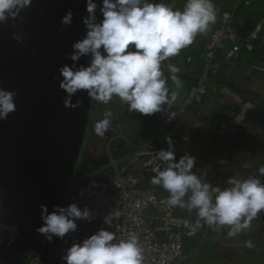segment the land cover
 Returning <instances> with one entry per match:
<instances>
[{"label":"clouds","instance_id":"9594fccd","mask_svg":"<svg viewBox=\"0 0 264 264\" xmlns=\"http://www.w3.org/2000/svg\"><path fill=\"white\" fill-rule=\"evenodd\" d=\"M86 15L82 17L85 34L72 43L67 54L71 64L59 67L56 79L66 95V108H77L81 99L73 103L78 92L108 105L114 97L126 105L129 113L142 116L164 114L177 100L178 92L168 87L163 62L179 56L189 48L197 36L206 34L217 21L218 9L213 0H185L183 10L171 3L154 0H84ZM32 0H0V24L23 20L20 13L31 7ZM73 24L69 10L61 18V25ZM63 27L60 29L63 30ZM87 58L86 63H79ZM167 71L176 89L183 87L177 73L180 68L168 63ZM62 77V79L60 78ZM16 92L0 88V120H6L16 111ZM167 106V107H166ZM113 112L105 110L103 119L94 122V134L103 139L112 130ZM171 121L166 117V121ZM167 148H160L152 160L150 183L168 192L164 203L169 209H186L195 212L196 219L182 221L188 235H195L205 225L213 231L227 230L228 237H237L248 230L251 222L264 212V166L258 176L229 177L228 187L214 186L207 175H197L196 157L185 152L177 156L171 136ZM221 164L227 161L220 159ZM245 167H250L246 164ZM43 223L35 231L47 241L64 240L79 230L78 221L91 223L96 214L87 205L77 203L66 206L39 205ZM119 211L103 216V223L91 235L62 249V264H144V250L138 236L132 232L117 239L111 231ZM245 247L253 248L251 241Z\"/></svg>","mask_w":264,"mask_h":264},{"label":"crops","instance_id":"0c3cea01","mask_svg":"<svg viewBox=\"0 0 264 264\" xmlns=\"http://www.w3.org/2000/svg\"><path fill=\"white\" fill-rule=\"evenodd\" d=\"M160 2V0H154ZM174 8L183 10L185 0H163ZM218 9L217 21L209 31L197 36L193 45L182 50L181 54L163 62L165 76L169 77L170 92H178L177 100L167 108L178 110L177 120L164 122V114L142 116L129 113L126 105L122 106L119 98L103 105L90 99L87 120L80 152L89 168L101 167L107 162L104 147L108 139L119 152L121 160L125 154L147 140L161 148H167V138L174 140L177 156L188 152L195 156L197 175H207V180L214 186L228 187L229 177L246 178L248 175L258 176V169L264 166V72L253 68L254 64L264 66V25L257 38H249L255 23L264 16V0H252L248 6L235 9L233 0H213ZM222 15H229L236 38L248 40L252 44L250 51L242 50L236 59H225L223 51H217L214 61L217 64L215 73L206 71L202 60L203 53L209 45L210 34L219 28ZM227 41L225 46H230ZM188 57L190 59L188 60ZM168 63L180 68L177 73L183 85L176 89L166 69ZM203 82L206 95L201 103L187 102V91L190 86ZM167 107V106H166ZM113 112L112 130L103 139L93 131L94 122L103 119V112ZM220 159L227 161L221 164ZM248 164L250 167H245ZM148 174L143 177L146 184L152 185ZM264 180V177H260ZM0 204V247L7 235H12L21 225L19 219L11 227L14 219L7 218L6 211L11 207V198ZM9 208V209H8ZM20 217V216H19ZM176 218L181 225L184 240L185 263L191 264H264V212L251 222L248 230L237 237H228L227 230L213 231L206 225L195 235H188L183 227L185 219L195 221L196 214H189L186 209L178 208ZM251 241L253 248L245 247ZM42 241L35 248L40 247ZM29 257V256H28ZM26 257V258H28ZM25 260L22 261V264Z\"/></svg>","mask_w":264,"mask_h":264},{"label":"built area","instance_id":"2783aa9c","mask_svg":"<svg viewBox=\"0 0 264 264\" xmlns=\"http://www.w3.org/2000/svg\"><path fill=\"white\" fill-rule=\"evenodd\" d=\"M233 2L236 9L250 5L252 0ZM231 19L229 15H222L219 28L210 34L208 48L202 55L206 71L215 73L217 64L214 55L217 51H223L225 59L233 60L239 57L242 50L252 49L250 41H239L236 38ZM263 25L264 16L255 23L249 38H257ZM227 41L231 42L228 47L225 46ZM253 68L264 72L263 65L254 64ZM206 92L203 82L190 86L187 102L201 103ZM184 110V107H180L178 110L167 111L164 122L166 117L171 121L165 123L176 121L178 114ZM160 148L152 140H147L125 154L121 160L119 157L111 158L108 165L113 167V174L104 171L106 166L96 167L71 185L61 206L73 202L81 208L87 205L94 211L96 218L91 223L78 221L79 230L69 234L64 240L54 238L49 242L43 237L40 247L23 264H62V249L91 235L100 227H108L102 218L110 211L120 212L119 218L113 220L110 230L115 232L117 239L134 232L144 250V264H191L185 263L183 232L176 218L178 208L167 207L164 201L169 194L163 188L143 185V177L153 174V165L148 162ZM0 264H3L1 260Z\"/></svg>","mask_w":264,"mask_h":264},{"label":"rangeland","instance_id":"374dc122","mask_svg":"<svg viewBox=\"0 0 264 264\" xmlns=\"http://www.w3.org/2000/svg\"><path fill=\"white\" fill-rule=\"evenodd\" d=\"M76 1L84 3V0ZM20 16L23 17L22 21L17 19L0 24V88L16 92V111L10 113L6 120H0V204L5 201L9 204L6 197L10 194L13 177H19L18 181L29 179L27 166L40 164L47 157L45 142H50L53 132L51 125H45L44 118L37 117L32 106L29 107L33 102L30 94L37 97V89L40 88L29 89L28 83L38 72L48 70L55 60L62 59L66 51L62 38L65 27L56 18V11L48 0H32L31 7L22 10ZM60 50L61 53L56 56ZM21 129L23 132H20ZM40 146L45 153H37ZM104 152L107 157L104 171L113 174L114 169L108 164L119 152L114 151L110 139L105 144ZM23 165L26 171L20 172ZM88 166L82 150H79L69 187L87 175L90 171ZM143 185L150 186L145 181ZM16 220L12 221L11 227Z\"/></svg>","mask_w":264,"mask_h":264},{"label":"water","instance_id":"95a60500","mask_svg":"<svg viewBox=\"0 0 264 264\" xmlns=\"http://www.w3.org/2000/svg\"><path fill=\"white\" fill-rule=\"evenodd\" d=\"M48 1L53 5L56 18L60 22L66 12L71 10L73 24L65 27V33H63L62 38L66 45L65 56L60 60H55L45 72H38V75H35L28 83L29 89L36 86L40 88L37 89V97H34L33 93L30 94L33 102L29 107L32 106L37 117L44 118L45 125H51L50 130L53 134L50 142L48 140V143L45 142V147H47L45 161L35 166L40 171L33 177L29 176L26 181L24 179L19 181L31 187L26 199L22 200V196L20 198L14 195L11 186L9 187L10 194L7 197L13 202H10L9 207L11 208L6 211L7 218H20L19 221L25 223L28 228L27 231L15 230L12 235H7L3 239L0 247V260L3 264H22V261L34 252L42 241L44 236L35 231L43 223L40 219L39 205H47L51 212L53 205H58L67 191L82 143L90 104V98L86 93L78 92L73 96L72 101L75 103L77 99H81L83 104L77 108H66L63 104L66 93L59 88L56 80L60 75L59 67L72 63L66 58L67 54L72 52V43L85 34L82 23V17L86 15L85 3L76 0ZM61 50L56 53V56H59ZM86 60L87 58H81L79 63H86ZM47 131L49 139V127ZM37 150L40 154L44 152L42 146ZM12 180L14 181L15 178L13 177Z\"/></svg>","mask_w":264,"mask_h":264},{"label":"flooded vegetation","instance_id":"af4514ba","mask_svg":"<svg viewBox=\"0 0 264 264\" xmlns=\"http://www.w3.org/2000/svg\"><path fill=\"white\" fill-rule=\"evenodd\" d=\"M23 132V129H21L20 130V132ZM35 166L36 165H34V166H27V170H28V175L30 176V177H33L34 175H35V173H37L38 172V169L37 168H35ZM24 170H25V167H24V165H23V167H22V170L20 171V172H24ZM26 171V170H25ZM15 178V180L14 181H16L15 183H13V181L11 182V188H12V192L14 193V195L16 194L18 197H20L21 198V196H22V200H24V199H26V196H27V194H28V192H29V190H31V189H29V188H31V187H29L28 186V184H26L25 182H23V184H21V183H19V181H18V178L17 177H14ZM18 181V182H17ZM21 181V180H20ZM23 181V180H22ZM24 181H26V179L24 180ZM68 193H69V186H68V189H67V191L64 193V195H63V198L61 199V200H64L67 196H68ZM61 202V201H60ZM59 205V204H58ZM21 223V225L20 226H18L15 230H21V231H24V230H26L27 231V225L25 224V223H22V222H20Z\"/></svg>","mask_w":264,"mask_h":264},{"label":"trees","instance_id":"16d2710c","mask_svg":"<svg viewBox=\"0 0 264 264\" xmlns=\"http://www.w3.org/2000/svg\"><path fill=\"white\" fill-rule=\"evenodd\" d=\"M90 169V168H89Z\"/></svg>","mask_w":264,"mask_h":264}]
</instances>
